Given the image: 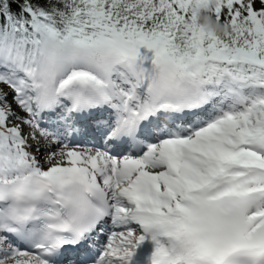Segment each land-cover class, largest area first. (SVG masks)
I'll use <instances>...</instances> for the list:
<instances>
[{
    "label": "snow or ice",
    "instance_id": "1",
    "mask_svg": "<svg viewBox=\"0 0 264 264\" xmlns=\"http://www.w3.org/2000/svg\"><path fill=\"white\" fill-rule=\"evenodd\" d=\"M0 264H264V0H0Z\"/></svg>",
    "mask_w": 264,
    "mask_h": 264
},
{
    "label": "clouds",
    "instance_id": "2",
    "mask_svg": "<svg viewBox=\"0 0 264 264\" xmlns=\"http://www.w3.org/2000/svg\"><path fill=\"white\" fill-rule=\"evenodd\" d=\"M197 22L207 31H212L214 33L223 32V25L215 21L211 15L205 11L202 7L197 8L196 10Z\"/></svg>",
    "mask_w": 264,
    "mask_h": 264
}]
</instances>
